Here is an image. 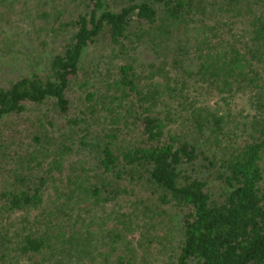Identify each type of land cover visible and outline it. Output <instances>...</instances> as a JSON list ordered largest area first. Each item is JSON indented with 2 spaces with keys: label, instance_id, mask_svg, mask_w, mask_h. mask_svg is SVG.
I'll return each instance as SVG.
<instances>
[{
  "label": "trees",
  "instance_id": "trees-1",
  "mask_svg": "<svg viewBox=\"0 0 264 264\" xmlns=\"http://www.w3.org/2000/svg\"><path fill=\"white\" fill-rule=\"evenodd\" d=\"M60 27L45 69L32 54L33 70L0 81V264H136L135 231L151 264H264V118L221 157L225 116L202 104L260 75L264 0H79ZM94 43L129 60L82 72ZM168 208L166 246L145 219Z\"/></svg>",
  "mask_w": 264,
  "mask_h": 264
},
{
  "label": "rangeland",
  "instance_id": "rangeland-1",
  "mask_svg": "<svg viewBox=\"0 0 264 264\" xmlns=\"http://www.w3.org/2000/svg\"><path fill=\"white\" fill-rule=\"evenodd\" d=\"M78 4L79 0H5L4 3L0 2V11L3 12L4 18L0 20V81L1 79L14 78L24 72L33 70V66H29V63L32 64L33 59L30 61L32 54H34V57L39 56L41 59L42 65L36 69H45L49 56L62 43L60 36L64 34V30L60 27V22L70 17ZM43 11L48 14L47 18L40 17ZM135 57L138 63L142 65L152 61L154 54L148 46L141 45L136 49ZM127 60L129 59L123 56L115 59L103 44L94 43L86 49L81 61V68L82 72H84L91 67L92 70L86 71L88 74L95 69L105 72L107 69L116 70L118 61L124 63ZM255 65L260 70V75H250L253 82L250 84L251 86L248 83L245 84L242 90L234 96L228 93H213L210 98L202 103L205 106H209L211 111L225 116V123L222 127L223 134L218 139V147L215 148L218 156H229L232 149L236 148V145L243 144V141L249 138L255 121L264 118V57H262L261 63H255ZM99 81L98 77L91 79L95 86L98 85ZM164 101H167L166 103L169 105L176 104V101H170V99ZM166 103L160 102L157 105L158 111H161L163 115L170 116V114H173L174 119L179 118L177 116L178 109H170L163 106ZM262 166L264 168V158ZM212 186V194L217 198L224 189L216 183L212 184ZM105 208L107 209V206ZM150 208H153V206H150ZM157 210L159 214H154L152 220H149V218L145 220L154 224L153 231L155 228V232L153 234L158 235V238L155 237L153 240L159 244L164 235L166 239L162 243L168 246L173 238L177 236L179 215L175 209L168 208L167 214L170 213L171 216L165 221H168L167 225H165V222H160L159 218L167 214L161 215V209ZM150 214L152 212H149ZM94 220L96 225L103 226L101 230L108 227L106 225L112 227L114 225L113 221H115L111 215H98V217H94ZM95 230L101 232L99 228ZM150 231L152 233V229ZM139 237L140 235L137 231L133 232V236L130 237L135 239L133 247L135 248L136 264H151L150 257L145 251L146 247L141 245L139 247L137 243ZM100 244L102 243L99 241L98 246ZM95 245L97 248V241ZM93 249L95 248L93 247ZM99 250L101 252L107 251L104 246L99 247ZM161 250L163 249L160 245L153 248L152 258L165 256V254L161 253ZM96 256V259L100 260V262L103 259L102 257H104ZM108 260L112 264L114 262L113 256L110 255Z\"/></svg>",
  "mask_w": 264,
  "mask_h": 264
}]
</instances>
